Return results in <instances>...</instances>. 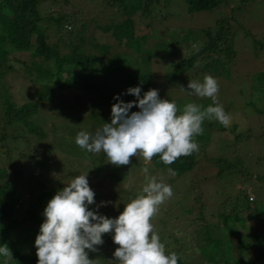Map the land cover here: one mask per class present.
I'll return each mask as SVG.
<instances>
[{
    "label": "rangeland",
    "instance_id": "374dc122",
    "mask_svg": "<svg viewBox=\"0 0 264 264\" xmlns=\"http://www.w3.org/2000/svg\"><path fill=\"white\" fill-rule=\"evenodd\" d=\"M109 3L110 1L107 4L106 0H41L39 10L44 17L42 22L46 25L49 38L58 43L61 51L66 50L60 43L61 40H70L78 25L85 22L86 30L94 33L98 42L112 46L109 50L111 54L120 51L122 43L118 44V41L111 37V30L96 28L93 22L108 23L110 15H119L120 10L109 6ZM224 6H218L211 11L188 12L184 0H158L152 8L154 20L151 26H148L142 20V14L137 12L134 15L135 33L141 54L138 56V53L132 51L134 57H130V61L135 64L141 58L138 63L141 69L145 67L153 70L155 74L162 75L168 64L175 60L173 54H176L177 49L175 51L171 47V42L180 40L186 43V40L191 39L193 30L211 26L217 15H224V11L228 9L227 5ZM244 7L246 25L251 27V31L257 29L256 35L261 37L264 24L260 26V22L254 18L257 13L258 16L264 17V0H250ZM56 11L67 13V20L62 24L63 31L57 30L49 19L56 15ZM65 29L72 32L67 33ZM145 33L146 35H143ZM247 43L250 44L249 41ZM241 48L244 51L238 55L236 64L230 67L228 78L225 75H211L218 82V100L231 116V125L228 128H219L220 123L217 121L206 122L205 127H209L211 132L210 139L199 144L197 162L193 168L170 176L166 168H159L151 162L145 163L143 157L138 155L131 158L129 165L118 166V173L125 172L121 180L114 175L110 176L113 164L108 162L106 154L86 153L75 143L78 132L87 131L94 134L105 122L104 120L100 123L99 117L102 118V114L96 104L97 98L79 88H56L51 92V99L37 100L35 91L38 84L32 82L24 73L25 64L30 62L29 53L11 51L7 62L1 66L0 105L5 98L16 105L25 101L36 102L38 110L33 113L32 119L43 131V136L40 137L27 133L21 125L13 127L7 123L0 106V170L4 171H0V184L4 181L15 183L18 193L26 199L18 206L21 209L17 216L22 217L23 210L30 201V193L39 189L65 187L75 176L84 174L91 175V179H88L89 186L95 193V203L89 206L93 211L98 208L100 215L118 218L125 205L142 193L146 182L143 169L147 167L148 176H156L158 179L162 176L163 182L169 184L173 190L172 197L159 206L157 214L151 220L154 230L165 244L166 254L177 252L188 264H208L206 257L199 250V246L205 244L207 253L211 255L212 252L206 245L207 240L203 238L204 229L212 230L211 236L218 238L222 232H228L221 213H229L234 208L233 211L248 217L256 206L260 214L255 217V222L247 219L249 229L235 224L237 231L231 234L233 244L238 241L237 234H247L244 238L252 243L254 257L256 239L253 233L263 234L261 244L264 246V49L262 54L256 57L251 47ZM156 51L160 55H156ZM149 58L153 60L148 63ZM142 70L146 71L144 68ZM204 77L203 72H199L181 75L169 83L160 79L150 85L148 90L157 89L161 99L175 101L181 110L188 103H196L206 108L208 102H212L210 98H199L191 94L187 87L190 80L203 82ZM251 102L255 103V108L249 112L245 104L250 103L249 106L252 107ZM256 110L260 116H257ZM137 111L140 109L135 107L134 112ZM107 122L111 123V119ZM233 124L235 125L232 126ZM197 137L203 142V139ZM102 156V168L96 171L92 166L98 164V158ZM215 156H222L237 164L230 171L220 174L219 166L208 160V157ZM18 170L20 171L17 174ZM247 197L249 202L246 201ZM102 202H107L106 206ZM246 205L249 208H245ZM24 225L21 229L13 231V234L17 233L15 243L21 252L34 253L38 235L35 231L40 232L42 224L26 220ZM202 225L204 228L201 229ZM104 238L103 245L97 246L98 252L89 251V258L95 260L94 264H114L113 254L119 246L114 243L112 233L105 234ZM216 244L217 246L212 247V259L224 255L221 242L216 240Z\"/></svg>",
    "mask_w": 264,
    "mask_h": 264
},
{
    "label": "trees",
    "instance_id": "16d2710c",
    "mask_svg": "<svg viewBox=\"0 0 264 264\" xmlns=\"http://www.w3.org/2000/svg\"><path fill=\"white\" fill-rule=\"evenodd\" d=\"M108 1H110L109 6H115L120 10V13L118 12L119 17L112 14L108 18V23H97L94 20L93 22L96 28L103 31L111 30V37L118 41V44L122 43L121 50L111 54H109V50L112 46L108 43L98 42L94 38V33L86 30L85 22L78 25L70 40L67 42L61 40L62 46L66 47L65 51H61L58 43L51 41L46 25H43L44 17L39 10L41 0H0V75L2 74L1 66L7 62L11 51H27L30 55V62L25 64L24 73L32 82L38 84L35 91L37 100L51 99V92L56 88L83 89L97 98V103L95 99L93 102L100 107L99 110L102 114V118L99 117L100 123L104 120V123H108L107 120L112 118L113 104L119 102L114 100V96L126 93L130 87H141L142 96L143 93L149 91L148 87L157 83L158 80L161 79L165 83H169L177 80L181 75H187V73L203 72V76L214 74L215 76L225 75L228 78L230 67L236 64L238 55L244 51L241 47H251L256 57H259L264 49V39H262L264 33L261 37H257V29L251 31V27L246 25L244 20V4L250 0H184L188 12L211 11L213 8L222 5H227L228 9L224 11V15H217L211 26L193 30L191 39L186 40V43L173 40L171 47L175 51L177 49L176 54H179L175 56L176 54L172 53L175 60L169 63L166 69L164 68L165 72L162 75L155 74L153 70H148L145 67L143 68L146 71H143V68L141 69L138 64L141 58L135 64L130 61V57H134L131 54L132 51L138 53V56L141 54L138 37L135 33L134 15L139 12L143 16L142 20L151 26L154 20L152 8L158 0H106L107 4ZM55 14L49 19L57 30L63 31L62 24L67 20V13L56 11ZM259 17L257 13L254 19L260 22V26H263L264 17ZM259 25L258 27H260ZM69 28L71 27L69 26ZM65 30L67 33L72 32L68 29ZM248 41L250 44L247 43ZM164 48L167 47L164 46ZM91 49L96 51H91ZM155 54L160 55L157 51ZM153 58H149L148 63ZM145 64L146 62L144 66ZM121 99L125 102H131L136 100V97L134 95H121ZM211 104L212 102H208L207 106ZM249 105L251 104L249 103ZM249 105L245 104L249 112H252L255 103H252V107ZM0 106L7 123L12 124L13 127L21 125L27 133L43 136V131L38 123L32 119L33 113L38 110L36 102L25 101L16 105L5 98ZM134 108L130 112H134ZM256 114L257 116L261 115L258 110H256ZM206 122L208 120H205L202 125L204 133L199 136L203 142L195 137L198 145L206 143L210 139L211 132L209 127H205ZM100 123L97 124L100 125ZM102 126L100 125V128ZM223 127L220 124L219 128ZM196 160L197 152H194L192 155L180 157L171 165H165L159 156L153 157L151 163L159 168L171 167L175 170L176 175H179L191 170L196 164ZM208 160L219 166L218 172L220 174L230 171L237 164L229 162L222 156L208 157ZM102 162L103 156L98 158V164L92 168L98 171L102 168ZM112 170L110 176L114 175L120 180L125 176V172L118 173V166L116 165L112 166ZM87 179H91V175L87 176ZM63 188L64 186H57L30 193V198H28L30 201H28L26 209L23 210L22 217H18L17 212L21 209L18 206L26 199H23L18 193L15 183L4 181L0 184V246L7 244L11 249L13 264H38L36 247L34 253L21 252L15 243L17 233L13 234V231L24 227L26 220L35 224H42L46 219L43 213L48 202ZM246 199L249 202L248 197ZM88 207L89 210H93L91 206ZM245 208H249L248 205ZM233 210L234 208L229 213L220 214L224 226L228 227V232L224 234L222 232L218 238L211 236L212 230L207 227L203 232V238L207 240L206 245L212 252L213 248L217 246L216 240L221 242L223 257L212 259V252L211 255L207 253L205 244L199 246L200 252L206 257L208 264H264V246L261 244L262 233L259 235L253 233L256 239V247H254L256 255L254 257L252 256V243L244 238V235L247 234H237L238 241L236 244H233L231 239V236L237 231L235 224H239V227L244 229H249L247 219L255 222V217L260 214L258 208L255 206V210L248 217ZM254 225L255 223L252 224V226ZM202 227L204 228L203 225L201 229ZM214 230L217 231L216 228ZM104 236L105 234L103 240L105 239ZM232 246L234 247L233 251H231ZM215 251L217 253V250ZM177 255L179 257L178 264H188L178 253ZM2 259L0 258V260Z\"/></svg>",
    "mask_w": 264,
    "mask_h": 264
},
{
    "label": "clouds",
    "instance_id": "9594fccd",
    "mask_svg": "<svg viewBox=\"0 0 264 264\" xmlns=\"http://www.w3.org/2000/svg\"><path fill=\"white\" fill-rule=\"evenodd\" d=\"M191 94L210 98L206 108L188 103L179 109L175 101L161 99L157 89L141 97V87H130L121 95H134L136 100L125 102L121 95L114 96L111 123H104L94 134L78 132L75 143L89 154L103 153L109 163L129 165L133 156L141 155L145 163L159 156L165 165H171L182 156L199 151L195 137L203 135L205 120L217 121L230 127L232 118L219 103L217 80L206 75L203 82L190 80ZM133 107L140 111L130 112ZM142 193L125 205L118 218H108L89 210L95 203L94 191L87 175L75 176L48 202L40 233L35 240L38 264H94L89 251L98 252L103 235L112 233L119 247L114 252V264H178L175 252L166 254L165 244L151 223L159 206L173 195L172 187L163 177L148 176ZM175 176L173 168H167ZM106 206L107 202H102ZM99 207V206H98ZM88 250V251H86ZM2 264H10L13 253L7 244L0 246Z\"/></svg>",
    "mask_w": 264,
    "mask_h": 264
}]
</instances>
